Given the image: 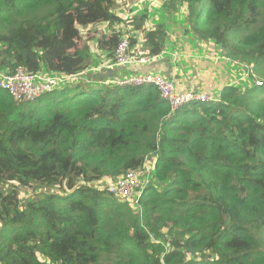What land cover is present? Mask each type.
<instances>
[{
    "label": "trees",
    "instance_id": "16d2710c",
    "mask_svg": "<svg viewBox=\"0 0 264 264\" xmlns=\"http://www.w3.org/2000/svg\"><path fill=\"white\" fill-rule=\"evenodd\" d=\"M118 1L0 0V72L75 76L34 101L0 87V264H264V0H166L149 29ZM118 22L151 56L178 24L248 80L176 110L154 85L92 80L89 40L116 62ZM147 157L134 200L103 184Z\"/></svg>",
    "mask_w": 264,
    "mask_h": 264
},
{
    "label": "built area",
    "instance_id": "2783aa9c",
    "mask_svg": "<svg viewBox=\"0 0 264 264\" xmlns=\"http://www.w3.org/2000/svg\"><path fill=\"white\" fill-rule=\"evenodd\" d=\"M121 25V40L115 52L116 64L128 67L139 60L142 63L149 61L148 49L142 47H132L131 41L134 32L125 29ZM137 46V45H136ZM151 57V56H150ZM83 76V73L77 74ZM75 76H49L43 73H33L24 67H19L13 73L0 72V87L9 91L17 100L34 101L44 93L52 91L60 83L66 82ZM119 84H129L134 86L154 85L161 96L167 100L172 108L176 110L182 105L194 101H209L215 97L207 90L191 89L181 91L178 88L176 78H169L163 74L144 72L135 73L116 80ZM261 84V81L257 82ZM156 157H147L142 167L126 172L118 180L110 182L107 186L109 191L122 199H135L141 189L150 182V175L154 169Z\"/></svg>",
    "mask_w": 264,
    "mask_h": 264
},
{
    "label": "rangeland",
    "instance_id": "374dc122",
    "mask_svg": "<svg viewBox=\"0 0 264 264\" xmlns=\"http://www.w3.org/2000/svg\"><path fill=\"white\" fill-rule=\"evenodd\" d=\"M165 3L166 0H120L118 1L115 10L116 12L121 14L123 18L128 20L134 16L141 15L142 12L148 11L149 19L146 23V29H149L150 27L153 26L151 22V16H154L155 19L160 18L158 14L160 15L163 14L162 12L164 11V6H166L164 5ZM152 5H157L159 11L153 9ZM106 24L102 23L100 25V28L104 30ZM177 27L179 28V26ZM88 28H90V31L86 30V27H81V32L85 36L93 31L90 26H88ZM112 30L113 32H120L118 25L112 26ZM132 32H134V36H137V34H135V31ZM138 32L141 36L143 35L142 30H139ZM93 34L99 36L96 33V31L93 32ZM142 38H144V36ZM186 38L189 39L188 37ZM89 41H91L90 45L92 46V50L94 52V58L95 60H97V57L99 56L97 52L101 51V54H104L105 51H103L98 47L97 40L96 42L92 40ZM183 52L186 53L180 55L177 58L178 66L181 67L185 65L186 68L191 66V69L195 77L199 81L203 82V84H201L200 82H196L195 84H197L198 87L204 86L203 88H197L195 86L196 90H207L211 94H213L216 93L215 89H219L221 88V86L227 83H235V82L243 83L246 80H248L247 77L248 68L246 66H244L241 63H235L233 61L226 60L224 56L219 54L218 51L216 52V50L213 47H210L206 43L200 42V44H198V48L195 47L194 49H192L193 55L191 56L188 55L191 54L189 45H187V47L183 50ZM197 53H199V55ZM168 54L172 55L170 52H168ZM108 58L109 57H107L105 54L104 56H102L101 59L98 60V63L101 62L103 59L108 60ZM189 58H192V62L190 65H188ZM85 72L86 71H84V73ZM77 77L82 78L81 76H77ZM261 79H262L261 77L258 78V80ZM151 176L152 174L149 177L151 178ZM103 181H104L103 184L108 186L110 182L114 181V179L108 178L107 180H103ZM57 191H61V190L57 188ZM20 192L24 199L28 198L32 194L31 193L32 191L28 189H21Z\"/></svg>",
    "mask_w": 264,
    "mask_h": 264
},
{
    "label": "crops",
    "instance_id": "0c3cea01",
    "mask_svg": "<svg viewBox=\"0 0 264 264\" xmlns=\"http://www.w3.org/2000/svg\"><path fill=\"white\" fill-rule=\"evenodd\" d=\"M162 4H163V1H162ZM152 7H153V9L159 11V8L157 5H152ZM119 15H121V14H119ZM158 16L160 17L158 19H155L154 16L151 17V22H152L153 26L156 23L161 22V20H163V19H169V18L162 17L163 15H160V14H158ZM103 23L106 24L107 22H103ZM122 23H124V22H121V23L118 22L114 25H118V27H120L122 25ZM101 24L97 25L96 27H91V29L93 31L87 35L93 36V38H96L98 36L93 34V32L96 31V33L100 36L101 31H105V32L110 31V29L107 25L108 23L106 24L104 30H102L100 28ZM177 25L178 24H174V23L171 25H166V30H167L169 39H168V42L166 43L165 49L159 55L151 56V57L149 56L148 62L142 63L139 60H137L135 63L131 64L130 66L123 67V66L117 65L116 62L112 60V58H108V60L103 59L99 63V65L97 67H95V69L93 71L89 72L90 78L93 80L94 79L93 75H94L95 78H97L96 80L116 81V80L121 79L125 76L133 75L135 73L152 72V73L163 74L169 78H171V77L176 78L177 83H178V88L181 91H188L191 89H196L195 86L197 88H203L204 86L198 87L197 84H195L196 82H200L201 84H203V82L199 81L195 77V75L191 69V66L188 68H186L185 65L179 67L178 63H177V58L180 55L186 53V52H183V50L187 47V45H189L190 50H191V54H188V55L191 56V55H193L192 49H194L195 47L198 48V44H200V42H198V41L195 42V41H191V39H187L185 36H183V32L181 31L180 28L177 27ZM86 30L90 31V28H86ZM137 36H139L138 37L139 38V44H137V46H135V47H142L141 46V45H143L142 40L144 39V38H142L143 35L141 36L139 34ZM92 41L96 42V39H92ZM90 43H91V41H89V44ZM209 46L211 47V45H209ZM168 52H170L172 55L168 54ZM97 53L99 54V56H98L99 59H101V57L106 54L105 52H104V54H101V51H98ZM197 54L199 55V53H197ZM224 58L226 60H229L227 57H224ZM188 62H189L188 65H190L192 62V58H189ZM223 86H221V88H219V89H215V92L217 93V94L214 93L215 97H217L218 92L222 89Z\"/></svg>",
    "mask_w": 264,
    "mask_h": 264
},
{
    "label": "clouds",
    "instance_id": "9594fccd",
    "mask_svg": "<svg viewBox=\"0 0 264 264\" xmlns=\"http://www.w3.org/2000/svg\"><path fill=\"white\" fill-rule=\"evenodd\" d=\"M150 55V54H149ZM151 56V55H150ZM156 56V55H155Z\"/></svg>",
    "mask_w": 264,
    "mask_h": 264
}]
</instances>
